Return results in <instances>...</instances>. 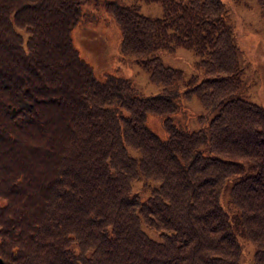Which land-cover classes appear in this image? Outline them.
I'll return each mask as SVG.
<instances>
[{
  "label": "trees",
  "instance_id": "1",
  "mask_svg": "<svg viewBox=\"0 0 264 264\" xmlns=\"http://www.w3.org/2000/svg\"><path fill=\"white\" fill-rule=\"evenodd\" d=\"M155 1L162 16L142 11ZM101 5L120 29L118 59L132 56L160 92L99 75L81 54L73 29L99 21ZM225 8L223 0H0L4 264H240L243 237L264 264V107L239 94L244 69ZM177 47L192 49L201 69L184 86L182 68L158 53ZM194 95L204 107L198 129L182 124ZM137 180L150 194L133 189Z\"/></svg>",
  "mask_w": 264,
  "mask_h": 264
},
{
  "label": "rangeland",
  "instance_id": "2",
  "mask_svg": "<svg viewBox=\"0 0 264 264\" xmlns=\"http://www.w3.org/2000/svg\"><path fill=\"white\" fill-rule=\"evenodd\" d=\"M129 3L132 0H121ZM225 4L226 20L231 25L235 42L239 46L240 63L243 66V85L239 94L249 100L261 104L264 107V16L257 0H223ZM96 4L90 2L89 8ZM142 11L151 16H162L164 14L162 4L158 1L142 2ZM95 14L101 13V19L97 22H85L77 24L73 29L74 43L81 54L93 65L94 70L103 75L107 71L116 72L132 79L137 93L154 94L162 90L161 83L150 79L149 71L137 63L132 56L123 60L118 59L120 53V29L111 11L104 6L94 10ZM159 55L167 65L182 68L184 75L180 79L181 85H185L187 78L192 73L199 74L201 69L196 65L198 56L190 48L177 47L174 51L158 50ZM184 104L188 111L185 122L191 129H198L201 121L198 114L204 110L200 99L194 95L185 100ZM179 112V111H178ZM176 112L174 116L178 113ZM148 123L153 130L162 136L166 131L159 118L155 114L148 116ZM156 181L146 179L147 182ZM232 180L228 181L224 188V203L229 196V188ZM143 182L135 181L133 189L137 190L142 197L150 194L148 186L140 189ZM143 229L153 238L160 239V230L143 224ZM243 241V252L240 264H255V245L245 237Z\"/></svg>",
  "mask_w": 264,
  "mask_h": 264
},
{
  "label": "water",
  "instance_id": "3",
  "mask_svg": "<svg viewBox=\"0 0 264 264\" xmlns=\"http://www.w3.org/2000/svg\"><path fill=\"white\" fill-rule=\"evenodd\" d=\"M0 264H4V259L0 257Z\"/></svg>",
  "mask_w": 264,
  "mask_h": 264
}]
</instances>
